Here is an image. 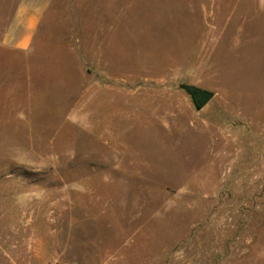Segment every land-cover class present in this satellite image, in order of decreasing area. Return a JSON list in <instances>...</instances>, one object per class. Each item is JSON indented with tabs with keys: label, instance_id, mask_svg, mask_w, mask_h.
Masks as SVG:
<instances>
[{
	"label": "rangeland",
	"instance_id": "obj_1",
	"mask_svg": "<svg viewBox=\"0 0 264 264\" xmlns=\"http://www.w3.org/2000/svg\"><path fill=\"white\" fill-rule=\"evenodd\" d=\"M19 5L0 264H264V0H51L28 51Z\"/></svg>",
	"mask_w": 264,
	"mask_h": 264
},
{
	"label": "crops",
	"instance_id": "obj_2",
	"mask_svg": "<svg viewBox=\"0 0 264 264\" xmlns=\"http://www.w3.org/2000/svg\"><path fill=\"white\" fill-rule=\"evenodd\" d=\"M51 0H20L4 41L12 48L28 51L37 26Z\"/></svg>",
	"mask_w": 264,
	"mask_h": 264
},
{
	"label": "water",
	"instance_id": "obj_3",
	"mask_svg": "<svg viewBox=\"0 0 264 264\" xmlns=\"http://www.w3.org/2000/svg\"><path fill=\"white\" fill-rule=\"evenodd\" d=\"M181 87L191 95L197 109H202L214 96L212 91L194 84H182Z\"/></svg>",
	"mask_w": 264,
	"mask_h": 264
}]
</instances>
